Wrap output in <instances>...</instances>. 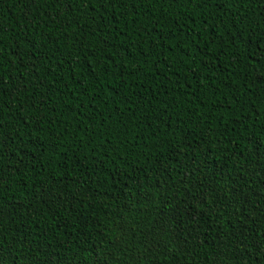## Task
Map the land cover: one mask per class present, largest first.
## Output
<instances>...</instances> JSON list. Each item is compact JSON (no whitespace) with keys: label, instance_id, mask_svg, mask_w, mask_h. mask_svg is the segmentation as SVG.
<instances>
[{"label":"trees","instance_id":"obj_1","mask_svg":"<svg viewBox=\"0 0 264 264\" xmlns=\"http://www.w3.org/2000/svg\"><path fill=\"white\" fill-rule=\"evenodd\" d=\"M2 264H264V0H0Z\"/></svg>","mask_w":264,"mask_h":264},{"label":"snow or ice","instance_id":"obj_2","mask_svg":"<svg viewBox=\"0 0 264 264\" xmlns=\"http://www.w3.org/2000/svg\"><path fill=\"white\" fill-rule=\"evenodd\" d=\"M0 264H2V261H0Z\"/></svg>","mask_w":264,"mask_h":264}]
</instances>
